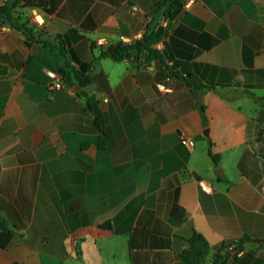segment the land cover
<instances>
[{
	"label": "crops",
	"instance_id": "0c3cea01",
	"mask_svg": "<svg viewBox=\"0 0 264 264\" xmlns=\"http://www.w3.org/2000/svg\"><path fill=\"white\" fill-rule=\"evenodd\" d=\"M165 1L0 0L34 33L0 27V264H182L194 231L264 264V0Z\"/></svg>",
	"mask_w": 264,
	"mask_h": 264
},
{
	"label": "trees",
	"instance_id": "16d2710c",
	"mask_svg": "<svg viewBox=\"0 0 264 264\" xmlns=\"http://www.w3.org/2000/svg\"><path fill=\"white\" fill-rule=\"evenodd\" d=\"M21 1V0H17ZM26 1V0H25ZM165 3L167 6V12H171L173 8H176L180 5L179 0H166ZM15 19H20L19 12L16 10L15 3H5L0 5V27L4 24H11L17 29L24 30L25 34L29 39L33 38V30L29 28L26 23L17 24ZM155 42L154 34L147 33L145 34L142 40L137 41L135 44L129 45L122 42L118 44L111 45L106 50H103L102 55L111 57L116 61H121L130 56L136 58L139 57V54L144 50H148L155 54V58H158L157 52L151 49V44ZM61 48V47H60ZM73 68L68 64L64 63L61 73L63 74L66 81L71 80V72ZM79 81L83 86H87L91 83V77L88 74L77 72ZM193 86H199L195 81L190 80ZM87 103L89 109L95 114V121L99 131L104 134V125L105 120L103 113L99 107V102L87 96ZM101 145H103V138H101ZM182 218H178L175 222L180 223ZM13 237V230L10 228L7 220L0 216V246L5 247L9 244ZM189 246L181 254L182 264H227L231 251L223 243L216 246H210L206 238L199 232L194 231L193 235L188 240ZM246 240H242V243H245ZM239 245L237 244L236 250H238ZM212 255L211 262L208 261V257ZM7 264H21L19 262L7 263Z\"/></svg>",
	"mask_w": 264,
	"mask_h": 264
},
{
	"label": "built area",
	"instance_id": "2783aa9c",
	"mask_svg": "<svg viewBox=\"0 0 264 264\" xmlns=\"http://www.w3.org/2000/svg\"><path fill=\"white\" fill-rule=\"evenodd\" d=\"M34 21L36 23H39V24L42 23L41 22V17H40L39 14H35L34 15ZM124 41H127V40H124ZM105 43H106L105 39H99L98 40V44L99 45H102V44H105ZM49 75H50V77H51V79L53 81V83L50 85V88L51 89H60L62 87V85H63V82H64L63 76L60 73L53 72V71H50ZM160 87L164 88V85H162ZM182 143L187 145V146L193 147L195 145V140L192 139V138H189L187 136H183L182 137ZM202 189L209 192V191H211V186L209 184H207V183H204V184H202Z\"/></svg>",
	"mask_w": 264,
	"mask_h": 264
},
{
	"label": "rangeland",
	"instance_id": "374dc122",
	"mask_svg": "<svg viewBox=\"0 0 264 264\" xmlns=\"http://www.w3.org/2000/svg\"><path fill=\"white\" fill-rule=\"evenodd\" d=\"M211 260H212V255H210V256L208 257V261L211 262Z\"/></svg>",
	"mask_w": 264,
	"mask_h": 264
},
{
	"label": "water",
	"instance_id": "95a60500",
	"mask_svg": "<svg viewBox=\"0 0 264 264\" xmlns=\"http://www.w3.org/2000/svg\"><path fill=\"white\" fill-rule=\"evenodd\" d=\"M217 173V171H215Z\"/></svg>",
	"mask_w": 264,
	"mask_h": 264
}]
</instances>
